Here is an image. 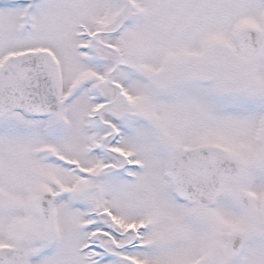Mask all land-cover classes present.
Masks as SVG:
<instances>
[{
	"label": "snow or ice",
	"instance_id": "snow-or-ice-1",
	"mask_svg": "<svg viewBox=\"0 0 264 264\" xmlns=\"http://www.w3.org/2000/svg\"><path fill=\"white\" fill-rule=\"evenodd\" d=\"M0 264H264V0H0Z\"/></svg>",
	"mask_w": 264,
	"mask_h": 264
}]
</instances>
